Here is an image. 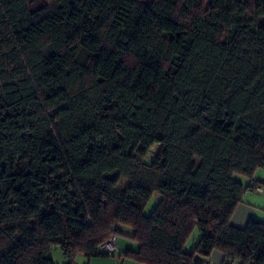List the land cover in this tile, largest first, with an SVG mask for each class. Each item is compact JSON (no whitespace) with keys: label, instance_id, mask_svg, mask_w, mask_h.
<instances>
[{"label":"trees","instance_id":"1","mask_svg":"<svg viewBox=\"0 0 264 264\" xmlns=\"http://www.w3.org/2000/svg\"><path fill=\"white\" fill-rule=\"evenodd\" d=\"M260 167L264 0H0V264H264Z\"/></svg>","mask_w":264,"mask_h":264},{"label":"rangeland","instance_id":"2","mask_svg":"<svg viewBox=\"0 0 264 264\" xmlns=\"http://www.w3.org/2000/svg\"><path fill=\"white\" fill-rule=\"evenodd\" d=\"M237 178L240 179V181L244 184L248 182L247 178L244 176H238ZM254 178L259 179L260 181H264V168L262 167L258 168L254 173ZM262 187L264 189V185ZM157 200H158V195L155 194L147 203L144 209L145 214H149L153 210L154 206L157 203ZM243 200L245 202L246 201L253 202L255 205H257L256 207H258V210L256 211V215L258 217L256 218H259L260 220H264V210L263 208H260V207H264V192L262 194L261 192L258 193L254 190H247L244 194ZM121 230H122L121 231L122 234L118 235V239L116 242L118 245V250L115 252L114 256H92L88 258L85 255L78 254L73 260V264H89V262L92 264H125V263L130 264L131 263L130 261L120 259L119 253H121L126 249L135 248L137 244L126 236L130 232V230L127 227L122 226ZM198 237H199V232L198 229L195 227L192 234L190 235V238L188 239V241L184 246V250L187 252H191L197 242ZM52 258L54 264H67L68 262L66 258L63 256L58 246L52 249Z\"/></svg>","mask_w":264,"mask_h":264},{"label":"crops","instance_id":"3","mask_svg":"<svg viewBox=\"0 0 264 264\" xmlns=\"http://www.w3.org/2000/svg\"><path fill=\"white\" fill-rule=\"evenodd\" d=\"M246 178H247V181H249V178L248 177H246ZM256 180H259V179H256ZM261 182L264 185V181H261ZM247 183H245V184L242 183V184L244 185V187H246ZM248 190H250V189H248ZM246 191L247 190H244V193L242 195V199L237 204L235 209L233 210L232 215H231L230 220H229V222H230V224L232 226H235V227H238V228L245 227L246 224L248 223V221L251 220V219L264 223V220H260L259 218H256V217H258L256 215V211L258 210V207H256L257 205H255L253 202H249V201L245 202L243 200L244 199V194H245ZM263 192H264V190H263ZM263 192H261V193L263 194ZM249 200H251V199H249ZM260 208H263V210H264V207H260ZM260 210H262V209H260ZM209 259H210V261L213 264H223L224 255H223V253L221 251H217L216 250V251L212 252V254H211ZM126 261H130L131 262L130 264H140V263H137V262H134V261H131V260H126ZM89 264H92V263L89 262ZM125 264H127V263H125ZM231 264H239V261L235 260Z\"/></svg>","mask_w":264,"mask_h":264},{"label":"built area","instance_id":"4","mask_svg":"<svg viewBox=\"0 0 264 264\" xmlns=\"http://www.w3.org/2000/svg\"><path fill=\"white\" fill-rule=\"evenodd\" d=\"M252 183H253L252 189L254 191L259 192V193L263 192L264 189H263L262 185L259 182L253 181ZM106 247H107L108 251L113 250V248L115 247L114 244H113V241L107 242L106 243ZM205 264H212V263L209 262V261H206Z\"/></svg>","mask_w":264,"mask_h":264}]
</instances>
